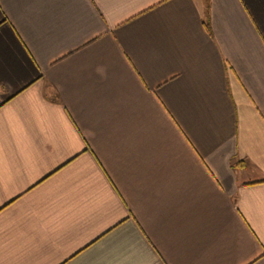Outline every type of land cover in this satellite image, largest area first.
I'll use <instances>...</instances> for the list:
<instances>
[{
	"label": "crops",
	"instance_id": "obj_1",
	"mask_svg": "<svg viewBox=\"0 0 264 264\" xmlns=\"http://www.w3.org/2000/svg\"><path fill=\"white\" fill-rule=\"evenodd\" d=\"M0 264H264V0H0Z\"/></svg>",
	"mask_w": 264,
	"mask_h": 264
}]
</instances>
